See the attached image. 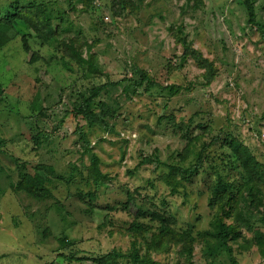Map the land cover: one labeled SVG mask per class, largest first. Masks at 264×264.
Returning a JSON list of instances; mask_svg holds the SVG:
<instances>
[{
  "label": "rangeland",
  "instance_id": "374dc122",
  "mask_svg": "<svg viewBox=\"0 0 264 264\" xmlns=\"http://www.w3.org/2000/svg\"><path fill=\"white\" fill-rule=\"evenodd\" d=\"M33 1L47 3L54 25L66 29L43 45L19 26L20 34L0 50V264H98L114 251L122 257L107 264H133V252L185 263L180 246L153 252L143 240L134 241L126 224L132 214L123 210L132 195L149 214L170 218L178 231L211 233L197 241L195 264H264L258 244L264 234V183L262 206L255 207L244 191L238 213L224 215L223 222L217 218L221 211L211 207L210 190L217 172L238 186L243 182L239 162L237 167L229 161L226 136L247 145L264 170V0L255 2L263 32L249 23L241 0H128L135 13L124 7L126 0H95L89 9L83 0H0V17L15 2ZM115 6L121 14H114ZM177 31L218 67L213 82L191 57L182 61L185 47ZM70 41L83 58L95 54L97 68L83 70L66 55L63 43ZM34 53L38 60L31 63ZM136 69L148 70L160 86H137ZM102 84L108 86L95 111L110 113L108 128L73 113L81 96ZM172 85L180 88H162ZM84 135L111 176L109 183L88 180L91 155L84 152ZM201 154L204 164L173 192L161 179L164 171L170 165L195 166ZM151 155L155 162L142 164ZM38 165L55 173L49 182L53 195L43 200L16 188ZM150 217L140 222L157 231L159 223ZM241 218L254 223L255 232L241 228ZM222 224L238 227L240 236L231 233L224 242ZM67 240L73 245L63 243ZM70 254L74 257L66 258Z\"/></svg>",
  "mask_w": 264,
  "mask_h": 264
},
{
  "label": "trees",
  "instance_id": "16d2710c",
  "mask_svg": "<svg viewBox=\"0 0 264 264\" xmlns=\"http://www.w3.org/2000/svg\"><path fill=\"white\" fill-rule=\"evenodd\" d=\"M94 1L95 0H83V4L85 8L89 9V7L94 4ZM127 1L128 0H126L124 7L131 8V13H135L137 9L134 7V5H132L131 2ZM190 1H194L197 3L202 2V0ZM241 2L247 9V19L249 23L255 25L263 32V24L258 20L257 8L255 6L256 0H241ZM121 3L123 4V2ZM10 8V10H7L0 17V50L7 46L14 39L16 34H20L18 30L19 26L32 30L35 33L36 38H38L40 40V43L43 45L56 42L62 32H64L66 29L62 26V24H57V26L54 25L55 14L51 10L49 5L45 2L33 1L27 5H23L20 2H15L10 6ZM121 11L122 10H120V8L117 6H115V8L113 9L115 15L121 14ZM22 36L25 44V50L27 52H31L32 47L29 44L28 37L26 35ZM175 36L177 38V42L183 43L185 47L182 61L185 62L189 57H191L200 68L206 70V73H204V77L207 79V82H213L218 72V67L215 65V63L204 58L203 54L200 51L194 49L192 45L188 44L187 41L181 37L180 32L177 31ZM63 45L65 48V54L76 61L80 67H83V70L86 68H88L89 70H91L92 68H97V56L95 54H91L89 58H83L81 51L78 50V47H76V42H64ZM37 60L38 56H36V54L34 53L32 55V58L30 59V62L34 63ZM62 60L65 59L62 57ZM136 72L140 75V81L137 82V86L146 84L147 90L152 87L160 86V84L156 81V78L153 77V75L148 70L136 69ZM123 80L127 81V77ZM107 86L108 85L106 84L93 86L90 89L91 93L89 96H81V102L76 103V106L73 109L74 115L76 117H84L92 125L99 124L104 128H108L110 113L107 111L97 113L95 111L96 100L100 97L101 93L107 88ZM162 88L177 89L180 87L172 85ZM82 138L85 144L84 152L90 153L91 155V163L87 168L88 180L92 181L93 184L97 186L109 183L111 181V176L102 171L100 167L101 159L99 158V156L95 153H91L92 149L90 148V140L87 139L86 135H84ZM33 139L37 145L41 144L42 142L39 137H33ZM224 142L230 150L229 161H233L235 163L232 164L233 166L238 167L240 165L239 170L240 175L243 178V182L238 186L228 180L229 175H224L220 172H217L216 179L210 185V190L213 196L211 207H217L218 212L221 211V213H217V218L221 222H223L224 215L227 216L231 213L232 215H235L238 213L240 196L244 191H249L250 197L252 198V203L255 205V207L258 208L262 206L263 198H261L260 196V186L264 183L263 163L257 159V157L251 152L250 148L234 136H226L224 138ZM153 162H155V159L152 157V155L147 156L142 160V164ZM203 164L204 161L201 154L199 155V158H197L196 165L188 169H185L184 167H182V165H170L169 170L164 171L161 179L172 188L173 192H176L182 185V181H184L188 176L187 173L189 174L193 172V170L198 172L199 167H201ZM50 175H55L53 168L46 165H38L36 167L35 173L23 174V177L18 182L16 188L20 192H26L30 194L37 200H43L47 197H52L53 190L50 188L49 182L52 181L51 179L53 177L50 178ZM234 189L238 190V194L236 195V197H234L231 192ZM85 195L87 194L83 193V191H80L81 198L86 203L89 202L88 205L94 206L93 201L85 200ZM88 195L89 197H91V200L96 198L95 193L89 192ZM131 197L132 199H129V202L123 204V210L129 211V213L132 214L133 221L131 223L127 222L126 224H130L129 228L133 232L132 236L134 238V241L136 242L138 239L143 240L148 250L153 252H167L172 245L180 246L179 254L181 258L185 260V263L179 261L177 264H195L193 259L197 241H204L211 233L207 231L204 233H199L198 236H196L190 228L183 231H178L173 227L172 220L170 218L165 217L164 215H161L157 212H151L152 214H149V211L144 207V205L135 200L134 195H132ZM132 210H134V212H132ZM148 215H151L150 218L152 220L158 221L159 227L157 231L151 232L152 229L150 227L140 222L141 219L148 217ZM261 219L264 222V218L262 217ZM241 220V228L245 225L249 229V231L255 232L256 227L254 223H252L250 220L245 221V219L242 218ZM222 225L223 226L221 227L222 230L220 231V235L222 236L224 242H227L229 240L231 233L236 234L235 238L240 236V234L238 233V227L232 225L226 227L225 224ZM150 232L151 235L149 236ZM65 242L69 247L73 245L68 240L63 241L64 244ZM258 244L261 250L264 252V234L260 235ZM129 256L133 264H170L155 260L150 255V253H147L144 257H140L139 253L133 252ZM73 257L74 256H71L70 254V256L66 258L71 259ZM100 257L101 258L97 260V263L107 264L109 260H116L119 257H122V255L114 251L106 255L104 254Z\"/></svg>",
  "mask_w": 264,
  "mask_h": 264
},
{
  "label": "built area",
  "instance_id": "2783aa9c",
  "mask_svg": "<svg viewBox=\"0 0 264 264\" xmlns=\"http://www.w3.org/2000/svg\"><path fill=\"white\" fill-rule=\"evenodd\" d=\"M95 2V1H94Z\"/></svg>",
  "mask_w": 264,
  "mask_h": 264
}]
</instances>
